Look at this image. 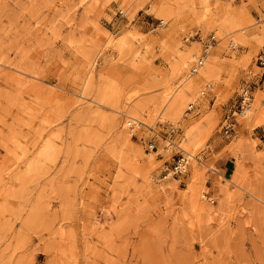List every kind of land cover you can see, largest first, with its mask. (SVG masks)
Masks as SVG:
<instances>
[{"label": "rangeland", "instance_id": "374dc122", "mask_svg": "<svg viewBox=\"0 0 264 264\" xmlns=\"http://www.w3.org/2000/svg\"><path fill=\"white\" fill-rule=\"evenodd\" d=\"M263 16L264 0H0V264H264V90L221 129L260 71Z\"/></svg>", "mask_w": 264, "mask_h": 264}, {"label": "built area", "instance_id": "2783aa9c", "mask_svg": "<svg viewBox=\"0 0 264 264\" xmlns=\"http://www.w3.org/2000/svg\"><path fill=\"white\" fill-rule=\"evenodd\" d=\"M240 1V0H233ZM257 21L264 23V16L262 19H257ZM163 21L159 20V25H162ZM216 42L215 35H210L204 42L202 51L203 54L201 58L196 62L193 67L192 72L195 73L203 65L205 59V54L207 49L212 47ZM256 65L260 69L256 81L250 85H242L237 93V99L232 107V109L223 117L221 129L226 136L236 135V131L239 127L238 118L244 117V115L252 108L254 102V92L256 90H264V49L260 50L256 55ZM200 95L205 94V90H200ZM261 104L264 106V97L261 99ZM194 107L192 103L188 105V111ZM148 148L153 149L154 144H148ZM188 166V159L184 155H179L174 163L170 167H165L163 169L162 179H166L169 176H174L181 174L186 171ZM212 201V200H211Z\"/></svg>", "mask_w": 264, "mask_h": 264}, {"label": "bare ground", "instance_id": "6f19581e", "mask_svg": "<svg viewBox=\"0 0 264 264\" xmlns=\"http://www.w3.org/2000/svg\"><path fill=\"white\" fill-rule=\"evenodd\" d=\"M226 1H230L231 3H237V2H240V1H244V0H240V1H233V0H226ZM225 4V3H224ZM224 4H222L221 6H220V10H222V11H225L227 8H228V6H226V5H224ZM211 48H208L207 49V51L208 50H210ZM206 51V52H207ZM202 54H203V51H202ZM202 54L200 55V57L196 60V62L201 58V56H202ZM205 60V59H204ZM196 62L193 64V66L191 67V68H189V73H190V75L189 74H185L186 76L184 77V79H183V81H182V83H183V87H185V89L187 90V92L189 91V92H192L193 90H192V82H193V80L196 78H194V79H192V77H191V75H194V73L192 72V69H193V67L196 65ZM203 64H204V61H203ZM203 66V65H202ZM201 66V67H202ZM200 67V68H201ZM199 68V69H200ZM209 68V67H208ZM208 68H203V70H201V72H200V74L199 75H197V79L198 78H201V77H206V73L208 72V70L210 69H208ZM199 69H197V71H199ZM209 73V72H208ZM183 93V92H182ZM262 102V101H261ZM179 105H180V100H179V96L178 97H176L175 96V98H173V100H172V102L169 104V107H170V109H172V110H175V109H178V107H179ZM167 109V108H166ZM177 111V110H176ZM248 113L249 112H247L245 115H244V117H247V115H248ZM176 114V113H175ZM135 122H137V124H140V123H142L140 120H136ZM169 178H170V176H169Z\"/></svg>", "mask_w": 264, "mask_h": 264}, {"label": "crops", "instance_id": "0c3cea01", "mask_svg": "<svg viewBox=\"0 0 264 264\" xmlns=\"http://www.w3.org/2000/svg\"><path fill=\"white\" fill-rule=\"evenodd\" d=\"M232 162V158H226L219 164V169L223 174H227L230 171Z\"/></svg>", "mask_w": 264, "mask_h": 264}]
</instances>
